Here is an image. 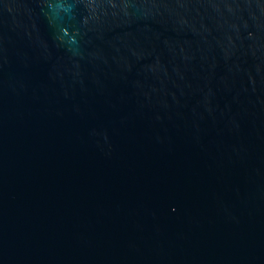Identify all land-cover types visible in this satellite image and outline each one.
<instances>
[{"label":"water","instance_id":"95a60500","mask_svg":"<svg viewBox=\"0 0 264 264\" xmlns=\"http://www.w3.org/2000/svg\"><path fill=\"white\" fill-rule=\"evenodd\" d=\"M0 264H264V0H0Z\"/></svg>","mask_w":264,"mask_h":264}]
</instances>
